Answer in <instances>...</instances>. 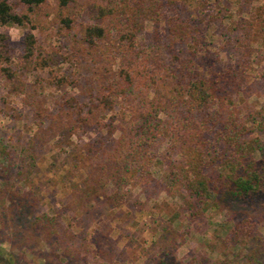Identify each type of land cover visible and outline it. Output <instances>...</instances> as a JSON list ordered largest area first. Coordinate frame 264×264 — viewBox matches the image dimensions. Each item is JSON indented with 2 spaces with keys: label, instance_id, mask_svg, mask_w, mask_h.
<instances>
[{
  "label": "trees",
  "instance_id": "1",
  "mask_svg": "<svg viewBox=\"0 0 264 264\" xmlns=\"http://www.w3.org/2000/svg\"><path fill=\"white\" fill-rule=\"evenodd\" d=\"M19 3L21 13L9 0H0V27L32 31L25 37L22 72L14 70L8 37L0 32V75L12 94L24 96L36 136L24 159L12 157L0 146L8 168L24 167L18 180H29L37 139L47 144L61 138L73 148L81 178L65 204L69 212L95 202L117 210L133 188L150 184L154 169H162L170 192L185 201L191 214L211 209L229 215L226 223L231 226L222 242L240 248L241 254L220 262L194 259L159 264H264L262 221L255 210L257 200L264 197V160L256 155L264 150L250 128L246 75L230 68H211L203 74L191 44L197 41L196 30L161 0ZM85 17L87 22L80 20ZM239 25L244 36L239 42L241 56L251 52L254 44L264 46V38L259 37L263 17L243 19ZM43 28L72 35L70 50H45L33 34ZM164 49L172 53L170 58ZM64 63L72 73L70 78L62 76L60 83H69L72 93L55 99L54 107L46 106L27 77L33 71L52 72ZM16 196L12 182L0 173V206L5 209ZM23 211L19 217L24 221L25 216L32 233L41 229V241L49 242L58 234L57 217L31 218ZM4 223L1 233H5ZM247 244L255 247L245 251ZM0 260L19 264L17 255L6 256L1 248ZM63 260L67 262L59 264L69 263Z\"/></svg>",
  "mask_w": 264,
  "mask_h": 264
},
{
  "label": "rangeland",
  "instance_id": "2",
  "mask_svg": "<svg viewBox=\"0 0 264 264\" xmlns=\"http://www.w3.org/2000/svg\"><path fill=\"white\" fill-rule=\"evenodd\" d=\"M9 1L17 12L23 11L19 0ZM161 1L170 12L176 8L181 18L196 30L197 41L192 40L191 44L196 48L195 64L203 74L211 68H230L234 73L246 75L248 86L244 99L248 104L250 128L264 150V46L252 45L251 52L243 57L239 45L244 39L239 24L243 19L264 18V0ZM80 20L87 22L86 17ZM0 32L8 37L14 70L24 71L25 37L32 31L0 27ZM33 34L47 51L57 48L65 53L72 45V35L57 28H43ZM259 37L264 38V30ZM165 50L168 51L164 49V53ZM71 69L64 63L52 72L33 71L27 77L29 86L37 90L46 106L54 107L55 99L72 93L69 83H60L62 76L71 77ZM34 136L35 129L24 109V96L12 94L8 82L0 75V146L12 157L24 159L30 154L27 147L30 140L36 139ZM36 142L34 167L27 183L18 180V173L24 167L8 168L5 156L0 154V173L12 182L18 194L5 209L0 206V230L5 220V233L0 231V248L6 256L17 255L19 264H59L64 257L68 264H159L164 260L188 263L194 259L220 262L224 257L241 254L240 248L222 242L231 226L226 223L229 215L211 209L200 215L191 214L185 201L170 192V181L159 168L154 169L151 183L133 188L125 205L117 210L95 202L78 212L67 211L69 194L81 178L73 148L61 138L47 144L38 139ZM256 157L264 160V153L258 152ZM255 206L260 212L259 230L264 236V197ZM23 209L31 218L43 214L57 217L58 234L49 242L41 241V229L32 233L25 216L24 221L19 217ZM244 247L249 251L255 245ZM1 260L0 264H5Z\"/></svg>",
  "mask_w": 264,
  "mask_h": 264
}]
</instances>
